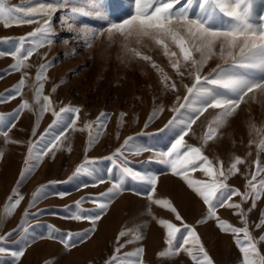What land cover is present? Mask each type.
Returning <instances> with one entry per match:
<instances>
[{
	"label": "rangeland",
	"instance_id": "1",
	"mask_svg": "<svg viewBox=\"0 0 264 264\" xmlns=\"http://www.w3.org/2000/svg\"><path fill=\"white\" fill-rule=\"evenodd\" d=\"M31 2L32 0H11L13 5H28ZM69 6H80L86 10L94 7L91 0H70ZM132 7L133 5L125 4V9ZM197 8L198 0L193 4V12ZM252 9L256 17L264 16V0H252ZM70 15L67 10H60L53 15V42L39 48L29 59L28 63L32 67L27 69L30 77L23 89V97L17 96L0 103V115L6 121L18 108L22 98L31 103V84L37 67L43 63L49 65L43 94L51 98L54 110L59 112L65 107L79 109L78 115H66V120L69 116H75L76 124L74 128L63 129L66 136L54 156L44 157L32 175L19 185L17 182L25 168L29 142L38 140L55 117L49 111L37 120L36 113L24 110L16 118L15 127L9 133V138L19 143H6L4 137L0 136V152L3 153L0 157V214L3 213L13 188L18 187L20 194L24 196L12 216L6 221H0V234L19 230L21 225L29 229L28 246L17 264H104L117 247L119 232L137 227L143 235L142 241L127 244L121 249V255L142 246L145 250L144 264H194L183 251L170 256L158 255L167 248L166 229L158 224V220H167L178 227H182L181 221L175 219V213L148 199L152 194L150 186L133 182L130 178L125 182L127 190L111 202L102 219L96 223V231L86 242H77V247L66 250L58 239L48 238L53 234L52 230L56 236H60L64 233H81L92 227L88 221H75L68 217L97 211L95 204L88 199L82 200L79 207L75 202L82 198L98 197L119 178L120 172L116 165L120 161L114 163L108 157L121 148L128 137L135 138L124 150L129 166L157 177L153 199H166L176 208L183 223L195 229L213 264H242V253L234 242L233 235L221 231L217 226L218 221L208 217L207 206L198 194L180 176L174 175L169 166L154 158L155 151H166L177 138L178 129L176 132L162 129L173 116L168 109L176 103V97L186 94V89L182 86L177 92L165 87L161 83L160 73L152 68L151 63L155 62L171 81L180 83V77L171 68L163 50L146 41L137 48L142 54L152 57L151 62L126 57L121 39L117 37L114 42L109 41L106 34L96 38L91 47H86L82 42L83 36L77 34V30L82 24L94 25L97 21L75 17V29L69 28L68 25L72 23ZM35 27L36 24L4 28L0 24V50H10L15 41L26 36ZM173 50L178 52V49ZM13 63L11 57H0V96L8 97L9 90L21 78V72L10 70ZM218 63H221L218 57L212 58L204 67L203 73L207 74ZM182 83L190 86L191 80L186 78ZM161 106L164 111L158 112L149 122V117ZM101 112L107 115L102 118L105 127L98 130L95 122ZM217 112L218 110L212 109L205 112L193 125L185 141L189 145L201 147L202 152L214 164L223 161L225 168L234 157L243 158L245 162L238 165L240 171L227 180L229 186L243 193L247 179L255 171L256 162L259 161L264 167V152L257 148L259 141L264 139V133L257 135L252 130L253 124L258 129H264V93L249 94L236 114L217 129L216 138L204 144L205 131ZM86 124L93 125L91 131L95 140L91 143L89 130L84 127ZM61 130V127H57L53 134H59ZM47 139H51V135ZM250 141L253 143L250 144ZM138 147L148 150L137 154ZM86 159L92 162L89 165L92 175L74 176L75 169ZM190 178L206 179L201 171L190 173ZM101 179L104 183H99ZM41 186H44L45 198L30 206L32 193ZM61 193L64 194L63 197L59 195ZM232 200L239 203L241 196L235 195ZM251 205L250 199L242 207L247 212L250 232L258 238L264 235V227H256L264 214V196L256 201L254 208ZM250 208L251 211H247ZM26 209L28 214L25 217ZM234 211L236 210L228 207L218 208L217 216L236 227H242L240 217L234 215ZM24 236L22 231H18V234L11 236L7 246L11 249L23 247L24 241L21 238ZM32 237L35 239H31ZM131 238L129 234L121 238L120 243ZM179 242L178 240L177 243ZM258 248L264 254V243L258 244ZM10 259L8 255H0V261L6 264Z\"/></svg>",
	"mask_w": 264,
	"mask_h": 264
},
{
	"label": "snow or ice",
	"instance_id": "2",
	"mask_svg": "<svg viewBox=\"0 0 264 264\" xmlns=\"http://www.w3.org/2000/svg\"><path fill=\"white\" fill-rule=\"evenodd\" d=\"M91 2L94 7L86 10L80 6L70 7V0H32L28 5L23 3L13 5L11 0H0V24L4 28L37 25L33 31L15 41L10 50H0V57L13 58L14 63L10 65V70L21 72L20 80L9 90L8 97L0 96V103L15 99L17 96L23 97V89L30 77L27 69L32 67L28 61L39 48L53 42L51 21L53 15L60 10H67L71 14L69 19H72V23L68 25L69 28L75 29V17H86L97 21L94 25L82 24L77 30V34L83 36L82 42L86 47H91L96 38L106 34L109 41L114 42L117 37L121 39L122 50L126 57L151 62L152 57L142 54L137 46L146 41L154 44L163 50V55L168 59L171 68L180 77V83L171 81L164 70L152 62V68L160 73L161 83L165 87H170L173 92H177L180 86L186 89V94L183 97L178 95L176 103L168 109L173 116L162 129V131L172 132L178 129L177 138L166 151H155L154 158L169 166L174 175L180 176L188 187L198 194L207 206L208 217L218 221L217 226L221 231L233 235L234 242L242 253V264H264V254L258 248V244L264 243V235L258 238L252 235L248 227L247 212L242 207L243 203L251 199V207L254 208L256 201L264 196V167L259 164V161L256 162L255 171L251 173V178L247 179L245 191L241 193L238 189L229 186L227 180L240 171L238 165L245 162L243 158L234 157L225 168L223 161L214 164L202 152L201 147L189 145L185 141L193 125L209 109L218 110V112L205 131L204 144L216 138L217 129L224 126L228 119L236 114L249 94L264 93V16L256 17L253 14L252 0H198V8L195 12H193V4L197 0H91ZM125 4L133 5V7L125 9ZM173 48L178 49V52ZM214 57H218L221 63L204 74V67ZM48 67V64L43 63L37 67L31 84L32 102L22 98L20 105L7 121L0 115V136L4 137L6 143H19V141L11 140L9 133L15 127L16 118L24 110L36 113L37 120L49 111L55 117L38 140L29 142L24 161L25 168L20 173L18 185L32 175L44 157L54 156L66 136L63 129L74 128L76 124L75 116H69L66 120V115L79 113L78 108L72 107L61 108L59 112L55 111L51 98L43 94ZM186 78L191 80L190 86L182 83ZM162 111H164L162 106L154 111L149 117V122ZM106 115L101 112L100 117L97 118L95 124L98 130L105 127L102 118H106ZM122 117L123 114L121 119ZM92 126V124L84 126L89 130L90 143L95 140L92 136ZM145 126L147 127V124ZM57 127H61L62 130L59 134H53ZM252 130L257 135L264 133V129L256 128L255 124L252 125ZM33 135L35 136V129ZM49 135L51 139H47ZM134 139V137L126 138L121 148L116 149L112 156L108 157L114 163L117 160L120 161L116 165L120 176L111 183V187L98 197L82 198L75 202L77 207L85 199L95 204L97 211L93 214H73L68 217L75 221H88L92 227L81 233H64L60 236H56L52 230L53 234L48 238L58 239L66 250L77 247V242H86L96 231V223L102 219L111 202L127 190L125 182L130 178L133 182L150 186L152 194L148 196V199L175 213V219L181 221L182 227H178L167 220H158V224L166 229L165 243L167 245V248L158 255L170 256L183 251L194 264H213L195 229L183 223L176 208L166 199H153L157 177L134 170L129 166L124 150ZM257 148L258 151L264 152V139L259 141ZM146 150L148 149L138 147L136 153ZM2 156L3 153L0 152V157ZM91 163L86 159L75 169L74 176L92 175L89 170ZM196 171H201L206 179L190 178V173ZM99 183L104 181L101 179ZM45 195L44 186L37 188L32 193L30 206H34L40 199L45 198ZM59 195L63 197L64 194ZM235 195L241 196V202H233L232 197ZM23 200L24 196L20 194L19 188H13L4 205L3 213L0 214V221L10 218ZM224 207L236 210L233 214L240 217L242 227H236L217 216V209ZM247 211H251V208ZM27 214L26 209L25 217ZM256 227H264V214ZM18 231L25 234L21 238L24 246L11 249L7 246L8 241L13 234H18ZM28 232L29 229L21 225L19 230L14 229L12 232L0 234V255H8L11 258L7 264H17L24 256V249L28 246ZM129 234L132 238L121 244V238ZM31 239L34 240L35 237ZM142 239L143 235L138 227L120 231L116 240L117 247L104 264H144L145 250L142 246L131 253L120 254L121 249L127 244L139 242ZM178 240L179 243H177ZM19 242L15 241V243ZM0 264H6V262L0 261Z\"/></svg>",
	"mask_w": 264,
	"mask_h": 264
}]
</instances>
